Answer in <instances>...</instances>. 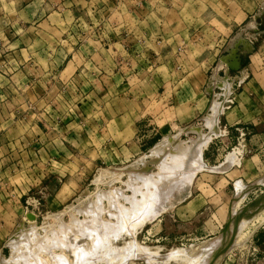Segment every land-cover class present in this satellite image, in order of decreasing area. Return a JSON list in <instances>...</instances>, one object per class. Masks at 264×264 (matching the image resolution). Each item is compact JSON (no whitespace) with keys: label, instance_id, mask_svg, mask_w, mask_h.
<instances>
[{"label":"rangeland","instance_id":"1","mask_svg":"<svg viewBox=\"0 0 264 264\" xmlns=\"http://www.w3.org/2000/svg\"><path fill=\"white\" fill-rule=\"evenodd\" d=\"M147 2L148 9L142 10V15H144L142 17L143 23L138 28V32L143 34L144 31H147L156 36H158L157 33L161 35L163 40L160 45L157 46L155 43H150L151 47L154 52L162 50V65L175 66L174 69L179 71V73L176 74H179V80L181 82L178 83L177 87L182 97L179 99L181 102L177 104L178 121H172L175 115L171 114V110L165 109L166 111L161 113L162 102L165 101L164 98H167L171 91H173L167 86L163 96L164 98L160 96L157 101L150 96V99L153 100L150 104H145L144 106H136V102L133 104L136 112H142V115L153 117L154 122L151 124L148 123L149 127L143 129L148 132L140 133V141L135 143L136 145L134 146H132L134 142L129 141L128 145L130 147L126 145V150L122 149L121 151L113 152V154H105L106 157L102 154L99 159L102 162L96 159L94 154L89 153L85 155L72 154V157L62 159L59 154L56 155L55 153L48 152L45 156L43 152L36 153L32 151V164L27 166L29 157L23 154L22 159L25 163L20 169V177L16 176L13 179L14 171L10 168V165L15 161L10 160L13 156H7L9 154L4 153V165H2L0 169V258L2 257L0 262L4 258L5 261H10L9 257H12L10 254L13 253L11 251L13 247L9 248L6 246L9 243L8 240L13 237L15 230L20 226H22L23 229H28L27 216L31 215L37 229L36 234L39 237L46 235V233L43 232L44 230L45 232H49L48 234H50L51 230H54L51 232L52 234L47 235L44 242H48V239L54 238L55 235V242L54 240H51V242L53 241L55 244L58 238V242L60 243V239L65 235L67 236L64 237L67 239L66 242L64 239H61V241L63 240V242H61L62 245L64 244L62 247L63 250H60L61 247H57L59 243H56L57 251L55 249L56 247H52L54 251L50 250V248L49 250L51 252L49 254L47 252L49 250L45 249L46 252L42 255L41 251L43 248H46V244L44 243L45 246L42 244V250L39 249L40 247L38 248L35 246L38 250V255H34L36 256L35 258H37V256L43 257H38L42 259V262H40L39 259H36V261L42 264H47L48 262V264L51 262L56 263L58 260L56 257H59L63 253L65 257L64 255L60 257L66 260L65 263L69 261L70 263L68 262V264H74L76 256L74 252L76 247L75 244L77 245V249L82 244L80 248L84 253L87 250L86 248H89L88 251H90L91 233L89 232L90 229L94 230L95 228L93 227L97 225V221H94L96 225L93 223L90 224L93 226L88 225L89 228L91 227L90 229L85 228V230H87L86 233L90 235L89 237L83 234L85 233L84 229L81 231L76 226L77 224L71 222L73 219L76 223L79 221L81 222L82 219L86 221L90 219L88 215V219L83 216V214H81V217L75 210L71 209L72 207L77 208V206L83 207L82 205L86 204L87 199L84 197V192H86L88 196L90 195V197L93 196L92 198H94V194L100 192V190L102 193L113 194H115V192L117 193L119 190V192L115 194L117 197L120 195V192L122 193L121 198L119 197L120 199L118 198L116 201L119 206L116 205V202L111 204L108 202L109 204L106 206L107 201H101V207L99 208L102 209L100 210L101 212L103 211L105 213L102 212V214H100V212H98L99 220L102 219L97 228L100 227L101 229L102 224L100 223H105L106 225L111 221L114 223L115 216L118 214L117 219L122 217L120 213H114L115 209V211H118L116 206L123 210L121 213L124 215V211L131 205L133 197L135 196L133 203L135 200L138 201L140 199L138 198L139 196L135 194L142 197V192L147 191L143 190L146 186H144L145 184L143 183L144 180L142 177L145 178L152 175L153 177L151 176V179L159 180V178H162V182H160L161 184L156 188L152 187V189H150V187L148 189L149 193H151L150 191L152 190H155L152 193L157 192V194H155L156 196H152L154 199H152V197L150 199L151 203L149 204L152 205H149L150 207L147 205V208L150 209L147 210V208L144 207L146 205L145 202L149 200L147 197V199L145 198L144 200V205H142V199H140L139 202L136 201L138 204L140 202L142 203L139 204L140 210L137 208L139 213H137L138 210L132 209L134 206L132 203L133 206L127 211H130L132 215H136L135 213H137V217L135 216V218H133L134 215L130 216L131 219L133 218L130 224L133 222L135 224L137 222V224H132L133 229L126 226V228H129V232L125 230V227L122 228V232H120L121 234L119 235L117 232L121 231L120 228L116 231V234L119 235L118 238L117 235H115L116 238L114 236H112L113 238L109 237L110 240L112 238V242L108 240L110 245L109 243L108 245L106 244V251H108L109 247L111 249L115 247V251L117 249L115 253L121 255V257H119L120 259L109 249L108 252L114 253L113 255L116 256L115 258L109 253L112 256V262L107 258L109 254L107 255V252L105 253L102 250L101 254L103 257L99 253V258H97V255H94L96 260H94L92 256L90 259L87 258L92 262L89 261L88 263L87 259H85V262L87 261V264H99V260L102 258V261L108 259L109 264H188L190 261L192 264H197L199 260L204 257V255L201 254L202 252L199 253L203 243L217 238L224 224L221 223V220L226 213V210L223 209L226 206V202L224 203V197L222 199L219 197V192H224L227 198L230 199L227 215L229 210L232 209V203L235 200H237L238 207L244 208L246 204L263 196L264 183L261 185V188H259L260 184L256 185V187H254V185L264 174L250 186L242 184L240 180L231 181L228 177L220 176H222L223 172L226 170L233 168L239 169L241 164L253 155L259 157L258 159L264 168V34H262V36L258 35L264 32V22L257 25L251 24L250 28H247V22L242 23L235 29L228 28V23H226V25H221V20L226 19L225 22H227L230 16L234 18L236 15L234 19L235 23L240 21L242 15L238 9V5L243 6L244 11L250 12V17L259 18L260 16V18L263 19L264 8L258 13H255L254 10H252V6H248L250 3V1L248 3V0H197V2L194 0H147ZM204 5L207 6L205 7ZM228 12L229 14H226ZM139 61L140 60H134L132 63L136 64ZM41 63L44 64V60H42ZM226 77H228L226 87L217 86L216 80L225 79ZM43 79L45 80L46 77ZM41 85L39 90H35V93L40 97L41 94L46 92L48 97L45 100L46 104H32V110L34 111L37 108V111H46L47 115L53 120V125L58 126L63 117L64 105L62 104V95L66 90L55 87V89H51L47 92L43 89V84ZM140 86L143 87L144 84H140ZM141 87L138 88L140 89ZM153 89L154 88L151 90ZM209 89H212V94L209 92ZM134 90H136V88L129 91V93ZM126 91L127 89L122 91L124 96ZM176 96H178V94ZM213 102H216L219 107L214 119L211 120V123H208L206 119H208V116H212L210 107ZM119 107L120 105L116 106L118 110ZM123 107H125V105ZM21 109L24 110L22 105ZM156 114H159V118L156 117ZM35 123V117H32V137L34 133H37L34 128ZM26 124L27 122L22 123L20 126L15 127V129L11 127L7 128V134L12 136L19 135ZM45 124L47 126V123ZM145 124H147L145 121L140 123V125ZM162 125L163 127L158 131L159 134L157 132V134L153 135V132H149L150 127L158 126L157 128H159ZM179 126L180 128L178 130ZM192 126L198 128L201 133L200 140L202 142H200L202 143V147H200L199 150L194 149V152L192 151L193 154L191 153V158L190 156L187 157V159H192V163L189 162L188 164V162H185L186 165L183 166L186 159L183 160V168L181 170L179 168V170H177L178 172L175 171V175H172L169 171L172 175L169 176L170 174L167 173L168 171H161L159 167V162L162 161L160 160L161 158L152 159L151 156L149 157L150 150L166 136H177L178 139L186 144L198 141L199 137L196 134L187 133L186 131L187 128ZM41 127L40 125V129ZM54 143H56V140H54ZM128 147L130 150H128ZM196 152H198V154ZM194 153L197 154V156ZM192 156H195V159L192 158ZM5 157H8V159H5ZM140 158L143 159L144 164L139 163L141 162V160H139ZM166 161L167 160H165V163L168 162ZM170 163L171 162L168 164ZM132 165L135 166L132 167ZM130 168L132 169L129 170ZM28 169H30V171ZM185 169L187 170L186 173L183 171ZM133 172L134 174H132ZM99 173H103L106 177L104 176L100 182L96 183L95 179L100 176ZM178 173L179 175H177ZM185 174L186 176H184ZM139 175H142V179ZM138 176L141 180H136ZM220 178H224L227 184L221 181ZM142 184H144L143 187L141 186ZM134 186L135 190L132 189ZM252 186L254 188L250 190L251 192L249 191L250 194H248V196L246 194L237 199V195L241 190L251 188ZM136 187H138V189L142 187L139 190L141 194L136 193L139 192ZM131 195L134 196L129 198ZM123 196H128V198H124ZM198 196L206 198L205 203L195 210L193 214L187 212V210L184 209L187 203L192 198ZM122 197L125 200H123ZM127 199L132 201L128 202ZM124 201H126V203H123ZM112 204L116 205H113L115 207L113 211L111 210L112 206L111 209L109 206ZM120 205L126 209L121 208ZM219 206H221L220 209ZM141 207L146 208L145 211L143 210L144 208L141 209ZM108 212L110 214H116L114 220L111 218L113 215L110 216ZM145 212L148 213L146 214ZM142 213H144V215ZM139 214H142V218ZM263 217L262 214H259V220L253 219L252 223L249 222L244 226L237 233L236 237H234L231 246L226 251L220 252L221 255H217L218 259L215 256L213 264H264V221L261 220ZM134 219L137 221H134ZM58 220H60L62 224L66 223L63 225L64 227L62 229L61 227L58 228V225L61 224L60 222V224L58 223ZM128 220L129 219H127V222ZM138 220L142 221L140 222L141 224L138 223ZM254 220H256V222ZM117 221L118 220L114 223V226L116 223H119V221ZM45 222L50 228L48 226L43 228L44 224H46ZM112 222L110 225H113ZM53 224L57 226L54 227ZM65 225H68V227H73L75 225L74 227L78 228V230L69 228L74 234H79L81 232L79 237L80 235H85L83 236L84 239H82V236L81 239L77 236L76 238L79 239L77 240L74 237L76 235L70 233L68 229H66L67 231L65 230V228H67ZM104 226L105 225L102 227ZM57 229L61 230L59 232L64 233V235L61 233L63 235H61L62 237L59 236L60 234H56L58 233ZM98 229L96 230L97 234L94 233L95 235L93 234L94 231L91 230L93 243L95 240L94 237L103 236V233L100 235L101 231ZM124 230L127 232V235ZM75 231H77V233H75ZM65 232L68 233L66 234ZM209 232L212 234L214 233L215 236H210L212 238H207V240L205 235ZM231 232L232 230L229 235ZM216 233L218 234L216 235ZM68 235L70 238H68ZM73 237L77 243H72ZM87 237H89L88 240L85 239ZM67 241L71 246L74 244L72 248L74 257L71 250H69L71 248H69L70 246L67 244ZM131 241L130 249L132 251L135 249L132 247L134 242L137 246L134 253L128 250L129 248H126L127 245L124 246ZM51 242H48L49 245L52 244L51 246H54ZM86 242L88 245H86ZM60 244L58 246H60ZM18 245L22 246L24 249V245L21 243ZM135 245L133 246L136 247ZM17 246H15V248H17ZM20 246L19 248L22 249ZM30 246H33V241ZM84 246L85 250L82 249ZM26 247L27 246H25V249ZM65 247L66 249L64 250ZM124 247L127 249V252L123 249L124 251H121L122 254L119 251ZM27 248L32 249L30 250L32 254L29 255V257H31L30 261L28 260V253H26L27 249L23 251L20 249V251L18 249L14 250L13 258L17 255L15 251H19L20 257H24L29 262H25L24 259L23 261L25 263L22 261L20 263L21 259L18 260L19 262L17 261L20 257H16L17 259L15 260L17 264H34V259H32L34 258V246L33 248L29 246ZM80 248L78 250H80ZM77 249H75V251ZM137 249L138 253H136ZM59 252L61 253L60 255L58 254ZM34 253L37 252L35 251ZM51 253H54L53 258ZM124 253H128L126 254L127 256L124 255ZM129 253L133 254V256H130ZM44 254H49L51 257L45 258ZM216 254L217 252L215 255ZM193 256L197 258H193ZM44 258L46 262L48 261L47 263H43ZM54 258L57 259L56 261L54 260L55 262L52 261ZM48 259H51V261ZM121 259L125 260L122 261ZM106 261L107 260L104 261V264ZM10 262H12L11 264L16 263L13 260ZM82 262L85 263L81 261L80 264H82ZM101 264L103 263L101 262Z\"/></svg>","mask_w":264,"mask_h":264},{"label":"crops","instance_id":"2","mask_svg":"<svg viewBox=\"0 0 264 264\" xmlns=\"http://www.w3.org/2000/svg\"><path fill=\"white\" fill-rule=\"evenodd\" d=\"M248 3L255 13L264 8V0ZM238 6L240 21L235 23L236 15L230 16L227 22L221 20V25L228 23V28L235 29L247 22L250 28L251 24L264 22L260 16L250 17V12ZM144 9H148L147 0H0V169L4 153L15 161L10 165L14 179L20 177L25 163L23 154L29 157L27 166L32 164V151L43 152L45 156L48 152L59 154L62 159L89 153L99 160L102 154L106 157L105 154L126 150L128 142L136 145L140 133L148 132L143 129L154 122L153 117L136 112L133 104H150L153 101L150 96L158 101L167 86L173 91L163 97L161 113L171 110L175 115L172 121H178L177 104L182 97L177 87L181 82L176 74L179 71L175 66L162 65V50L152 49L150 43L159 46L161 35L138 32ZM134 60L140 61L134 64ZM41 84L47 92L55 87L66 90L62 95L64 111L59 127L53 125L46 111L32 110V104H46V92L40 97L35 93ZM135 88L138 91L129 93ZM126 89L124 96L122 91ZM32 117L37 131L33 137ZM143 121L147 124L140 125ZM25 122L19 135L7 134V128L15 129ZM157 127H150L149 132L155 135L163 125ZM258 158L253 155L239 169L226 170L220 177L250 186L264 174ZM220 179L227 184L224 178ZM258 184L259 180L254 186ZM253 188H246L241 194L248 196ZM218 195L226 202L221 220L224 223L230 199L222 191ZM205 199L194 197L184 209L193 214ZM232 204L233 214L243 208L238 207L237 200ZM210 236L215 235L211 232L205 235L206 239ZM207 243L210 242L203 244Z\"/></svg>","mask_w":264,"mask_h":264},{"label":"bare ground","instance_id":"3","mask_svg":"<svg viewBox=\"0 0 264 264\" xmlns=\"http://www.w3.org/2000/svg\"><path fill=\"white\" fill-rule=\"evenodd\" d=\"M227 78H228V77H226L225 79H221V80H220V79H217V80H216V81H217V84H218L217 86H219V87H224V88H225L226 85H227ZM212 79H213V78H212ZM211 90H212V89H211ZM211 90L209 89V92L212 94ZM218 107H219V106H218V104H217L216 102H213V103H212V105H211V107H210V109L212 110V116H208V119H206V120L208 121V123H211V120L214 119L215 114H216L217 111H218ZM186 131H187V133H191V134L193 133V134H196V135L199 137V140H198V141H194V142H190V144H186V143L183 142L182 140L178 139L177 136H176V137H175V136H174V137L166 136V137H164L163 139H161V140H160V141H159L154 147H152V149L150 150V155H149V157L151 156L152 159H155V158H161L160 160H162V161L159 162V164H160L159 167H160L161 171H162V170H164V171H168L167 173L170 174V172H171V174L173 175V174L175 173V171L179 170V168H180V170L183 168V167H182V164H183L182 162H183V160L186 159V160L184 161L183 166L186 165L185 162H186V163L188 162V164H189V162L192 161V159H191V160H190V159H187V157L190 156V158H191V153H192V151H193L194 149H195V150H196V149L199 150L200 147H202V143H201L202 141L200 140V138H201V133H200L199 129L196 128V127H193V126H192V127H190V128H187ZM186 131H185V133H186ZM206 135H207V134H206ZM200 141H201V142H200ZM193 152H194V151H193ZM196 153L198 154V152H196ZM192 154H193V153H192ZM194 154H195V153H194ZM197 154H195V155L197 156ZM194 157H195V156H194ZM194 157L192 156V158H194ZM194 159H195V158H194ZM139 160H141V162H139V163H143V159L140 158ZM165 160H167L168 162L166 161L167 163H165ZM187 160H188V161H187ZM158 161H159V159H158ZM193 161H194V160H193ZM136 162H137V161H136ZM169 162H171V163L168 164ZM191 163H192V162H191ZM191 163H190V165H191ZM134 164H135V163H134ZM137 164H138V163H137ZM137 164H136V165H137ZM143 164H144V163H143ZM193 164H194V162H193ZM156 165H157V164H156ZM133 166H135V165H132V167H133ZM186 167H187V166H186ZM190 167H191V166H190ZM135 168H136V167H135ZM135 168H134V169H135ZM187 168H188V167H187ZM187 168H186V169H187ZM131 169H132V168H130L129 170H131ZM186 169L183 170L185 173H186V171H187ZM188 170H189V169H188ZM169 171H170V172H169ZM183 171H182V172H183ZM100 172H102V171H100ZM177 172H178V171H177ZM184 172H183V173H184ZM180 173H181V171H180ZM132 174H134V172H133ZM171 174H170L169 176H172ZM190 174H191V173H190ZM99 175H100V176L97 177V178L95 179V182H96V183L100 182V181L103 179V177L105 176V175H103V173H102V174L99 173ZM129 175H130V174H129ZM136 175H137V174H136ZM145 175H146V174H145ZM153 175H154V174H153ZM155 175H156V174H155ZM174 175H175V174H174ZM177 175H179V173H178ZM131 176H132V175H131ZM139 176H140V175H139ZM139 176L136 177V180H141V179L143 178V180H144L143 183H144L145 185L142 184L141 186H142V187H143V185L146 186V188H143V190H147V191H146V192H142V194H141V192H140L139 190H140L142 187H141L140 189H138V187H136L137 190L139 191V192H136V193L141 194L143 198L140 197V195H137V194H135V193H134V194H135L136 196H139L138 198H140V199L143 200V204L140 202L142 205H144V204L146 203V205H145L144 207L147 208V205L149 206V205H150L149 203H151V202H150L151 197H152V196L154 197V196H156L155 194H157V192L152 193V192L155 191V190H152V191H150L151 193H149V190H148V189H149L150 187H151L150 189H152V187L156 188L159 184H161L160 182H162V178H161V179L159 178V180H153V179H151V178L153 177L152 175H151L152 177L150 176V177H145V178L142 177V175H141L140 178H141V177H142V178L140 179ZM184 176H186V174H185ZM105 177H106V176H105ZM133 177H134V176H133ZM138 178H139V179H138ZM106 179H107V178H106ZM160 180H161V181H160ZM106 181H107V180H106ZM96 183H95V184H96ZM110 183H111V182H110ZM263 183H264V175L259 179V184H260L259 186H261ZM102 184H103V183H102ZM97 185H98V184H97ZM263 185H264V184H263ZM240 186H241V185H240ZM131 187H132V186H131ZM134 188H135V186H134L132 189L135 190ZM239 188H240V187H239ZM157 189H158V188H157ZM157 189H156V190H157ZM241 189H242V188H241ZM133 190H132V193H133ZM243 190H245V189H243ZM243 190H242L241 192L238 193V195H237V199H238V198H241V197L243 196V195L241 194V193L243 192ZM115 191H117V190H115ZM118 192H119V190L117 191V193H118ZM134 192H135V191H134ZM117 193L115 192V194H117ZM95 194H96V195H95ZM95 194H94L95 197L92 198L93 196L90 197V195L88 196V194H87L86 192H84V197H86V199H87V200H86V204L84 205V204L82 203L83 205H82V204H81V205H82L83 207H78V206H77V208H73V207L71 208V209L75 210V212H76L78 215L81 216V214H83V216H85L86 218H87V215H88V217L90 218V219L87 220V221L82 219V221H81V222L79 221L78 223L74 222V221H75L74 219H73V221H71L73 224H77L76 226H77L81 231H83L82 229H84V232H85V233H83V232H82V233H83V234H86V235L89 236V237H90V235H91V237H92V231H94L93 234H94V233L97 234V231H96V230H97L98 228L100 229V227L97 228V226L99 225V222H101V219H102V218L100 217L101 219L99 220V215H98V212H100V214H102V212H103V211L101 212L100 210H102V209L99 208V207H101V206H100V205H101V201H102V200H104L105 202L107 201V202H106V206H108L109 203H110V204H111V203H115L119 197L121 198V195H122V193L120 192V193H119L120 195H118V197H117V196H116L115 194H113V193H105V192L102 193L101 190H100V192L95 193ZM82 195H83V194H82ZM132 196H134V195H131L129 198H132ZM123 197H124V196H123ZM123 197H122V199H123ZM125 197H126V196H125ZM125 197H124V198H125ZM134 197H135V196H134ZM134 197H133V199H132L133 201H134ZM146 197L149 198V200H147V202L144 203V200H145ZM153 197H152V199H154ZM120 198H119V199H120ZM126 198H128V196H127ZM147 198H146V199H147ZM140 199H139V200H140ZM123 200H125V199H123ZM127 200H128V202H131V201H132V200L129 201V199H127ZM127 200H126V201H127ZM139 200H138V201L135 200L134 203H133V201H132V203L134 204V206H133L132 203H131L130 206L128 205L129 208H131V207L133 206L132 209H136V210H138L137 208H139V210H140V205H139L140 203H139V204L137 203V202H139ZM119 201H120V200H119ZM126 201H124L123 203H126ZM136 201H137V202H136ZM151 201H152V200H151ZM259 201L262 202V200H259ZM83 202H84V201H83ZM108 202H109V203H108ZM128 202H127V203H128ZM116 203H117V202H116ZM262 203H263V202H262ZM262 203H261V204H262ZM128 204H129V203H128ZM113 205H115V204L109 205V206H110V209H111V206H112V209H111L112 211H113V209H115V207H114ZM116 205H118V203H117ZM116 205H115V206H116ZM151 205H152V204H151ZM151 205H150V206H151ZM118 206H119V205H118ZM150 206H149V207H150ZM102 207H103V206H102ZM120 207L123 208V209H126V208L122 207L121 205H120ZM144 207H141V209H143ZM108 208H109V207H108ZM116 208L118 209V211H115V210H116V209H115V210H114V213L118 212V213L121 214L120 216H122V217H119V218L117 219V217H118L119 214L116 215V214H110L109 212H108V213L110 214V216L113 215V216L111 217L113 220H114V216L116 215V216H115V217H116V218H115V222H116V220H118L119 223H116L115 226H114V223H115V222L113 223L112 221H111V222L113 223V225H112V224L110 225L111 222H109V224L106 222L107 225H106L105 223H100V224H102V226L105 225L104 227H102V226L100 225V226H101V229H100L101 234L98 233V234H100V235H102V233H103V236H100V237H99V236L94 237V239H95V240H94V243L92 242V241H93V240H92L93 237H92V238L90 237L91 242H92V243L90 242L91 247H90V245H89V247H90V251H88L89 248H86L87 250H86V252L84 253V252L81 250V248H80L81 245H82V244H81V245L78 247V249L80 248V250L82 251V252H81L80 250H78V249L76 248L77 245L75 244V246H76L75 249H77V250L75 251V249H74V252H75V255H76V256H75V261H74L75 263L73 262L74 264H80L81 261H84V262H85V259H87V258L90 259V257L92 258V256H93V258H94V255H97V258H99V257H98V254H99V253L101 254V250L104 251L105 253L107 252V253H106L107 255H108L109 253L112 254L111 252H108L109 249H110L111 251H113L114 253L117 251V249H116V251H115V247H114V248L112 247V249L109 247L108 251H106V249H107L106 244L108 245V243H109L108 240H109L110 242H112V238H113L112 236L115 237V235H117V238H118V236L121 234L120 232H122V228H124V227H125V230H126V231H127L129 228H132V229H133V225H132V224L136 225L137 222H136V224H135L134 222H133L132 224H130V223L133 221V218H135V216L137 215V213H139V210H138V212L136 211L137 213H135L134 210H133V212L136 214V215L133 214V215H134V216H133L132 214H130V211H127L129 208H128L127 210L124 211V215H122L123 213H121V211H123L122 209H120V208L117 207V206H116ZM146 208H144L143 210L145 211ZM68 209H70V208H68ZM119 209H120V212H119ZM148 209H150V208H147V210H148ZM244 209H245V211H246L247 213H251V214H252V213L255 211V209H256V205H252V204H251V205H249V206H247V207H244L242 210H244ZM263 209H264V204H263V205H262V206L256 211L258 214L256 213L257 216H256L255 218H254V216H255L256 214L253 215L252 217H248V218H243V217H242V218H240V222H241V223L239 224V222H238L236 232H235V230H234V232H235L234 237H236L237 233H238V232H239L244 226H246L249 222L252 223L253 221H251V220H252L253 218L256 219V220H257V219L259 220V219H260V218H259V214H262V216H264V210H263ZM147 210H146V211H147ZM242 210H241V211H242ZM262 210H263V211H262ZM70 211H71V210H70ZM131 211H132V210H131ZM144 211H143V212H144ZM260 211H261V212H260ZM72 212H73V211H72ZM141 212H142V211H141ZM259 212H260V213H259ZM103 213H104V212H103ZM145 213L147 214L148 212H145ZM229 213H230L232 216L236 217V216L240 213V211H239V212H235V213L233 214V212L230 210ZM68 214H69V212H68ZM74 214H75V213H74ZM77 214H76V215H77ZM104 214H105V213H104ZM142 214L144 215V213H142ZM142 214H139V216H140L141 218H142V216H141ZM146 214H145V215H146ZM101 216H102V215H101ZM108 216H109V215H108ZM130 216H133V218L131 219ZM81 217H82V216H81ZM136 217H137V216H136ZM140 217H139V218H140ZM69 218H70V216H69ZM73 218H74V216H73ZM139 218H138V219H139ZM141 218H140V220H141ZM70 219H71V218H70ZM76 219H77V218H76ZM87 219H88V218H87ZM109 219H110V217H109ZM112 219H111V220H112ZM127 219H129L128 222H127ZM130 219H131V220H130ZM250 219H251V220H250ZM56 220H57V219H56ZM60 220H61V216H60ZM60 220H58V223L60 222ZM77 220H78V219H77ZM249 220H250V221H249ZM256 220H254V221L256 222ZM261 220L264 221V217H263V219H261ZM27 221H28V225H29V226H28V229H23L22 226H20L19 228H17V230H15V234L13 235V237L11 236L12 238H11V239L9 238V239H10V240H8L9 243H8L6 246H8L9 248H10V247H13V248H11V251H12L13 253H14V250H15V249H18V250L20 249V248H19L20 245H18V244H20V243H21L22 245H24V249H25V246H27V247L29 246V247H32V248H33V246H34V248H35L36 250L33 248V250H34V251H33V256H34L35 254L38 255L37 247H38V248L40 247L39 249L42 250V247H43L42 244L44 245V243L46 244V246L44 245L46 248H43L42 251L40 250L41 253H42V255H43L44 252H46L45 249H46V250H49V249L51 248L50 250H53V248L56 247V243H59V242H58V241H59L58 238L56 239V243H55V244H54V242H55L54 239L56 238V236H55L54 234H53V235H54V238L52 237L51 239H50V238L48 239V240H49L48 242H51V240H54V242H53V241L51 242V243H53L54 246H51L52 244L49 245L48 242H44V241H45L44 239L47 238V235L52 234L51 232H53L54 230H51L50 234H48L49 232H47V231L45 232V230H44L43 232L46 233V235H45V236L43 235V236L39 237V236L36 234V230H37V229H36V226L34 225V220H33V218H32L31 215H28V216H27ZM83 221H84V222H83ZM94 221H95V222H96V221L98 222V223L96 222L97 225L94 223ZM107 221H108V220H107ZM118 221H117V222H118ZM134 221H137V220L134 219ZM138 221H139V220H138ZM143 221H144V219H143ZM247 221H248V223H246L245 225H242V226H241V224H243V223H245V222H247ZM140 222H142V221H139L138 223H140ZM261 222H262V221H261ZM45 223H46V222H45ZM55 223L57 224L56 221H55ZM55 223H54V224H55ZM60 223H61V222H60ZM60 223H59V224H60ZM63 223H64V222H63ZM68 223H70V222H68ZM68 223H67V224H68ZM93 223H94V225H96L95 227H93V228H95L94 230L90 229L91 227H90V228L88 227V225H89V226H93V225H90V224H93ZM236 223H237V221L234 222L233 226L231 225V227H230V231L234 228V226L236 225ZM262 223H263V222H262ZM54 224H53V226H54ZM64 224H66V223H64ZM64 224L61 223L60 225H58V228L61 227V229H62V228L64 227V226H63ZM140 224H141V223H140ZM47 226H48V225H47V223H46V224H44L43 228H45V227H47ZM51 226H52V225H51ZM56 226H57V225H56ZM56 226H54V227H56ZM65 226H67V228H65V230L68 229V231H70V233H72V234H74V233H73V231H72L70 228H72L73 230H75V229L78 230V228L74 227L75 225H74V226L71 225V226H73V227H70V226H69L70 228L68 227V225H65ZM126 226H129V228H126ZM131 226H132V227H131ZM240 226H241V227H240ZM48 227H49V226H48ZM54 227H51V228H54ZM49 228H50V227H49ZM85 228L90 229V232H89V233H91L90 235H89V233H88V234L86 233L87 230H85ZM120 228H121V231L117 232V233H119V235H118V234H116V231H118ZM134 228H135V227H134ZM41 229H42V228H41ZM47 229H48V228H47ZM99 229H98V230H99ZM132 229H131V230H132ZM42 230H43V229H42ZM42 230H41V231H42ZM57 230H58V229H57ZM91 230H92V231H91ZM125 230H124V231H125ZM48 231H49V230H48ZM59 231H61V230H58V231H57L58 233H56V234H60L59 236H61V235H62L61 233H63V232H59ZM66 231H67V230H66ZM100 231H99V232H100ZM124 231H123V233H124V235H125V232H126V231H125V232H124ZM129 231H130V230H128L127 232H129ZM230 231H229V233H230ZM55 232H56V230H55ZM127 232H126V235H127ZM234 232H233V233H234ZM65 233H66V232H65ZM67 233H68V232H67ZM67 233H66V234H67ZM70 233H69V235H70ZM75 233H77V231H75ZM229 233H227V238L231 236V234L229 235ZM79 234H81V232H80ZM79 234H74V235H76V236H74V237H75V238H76L77 236L79 237ZM53 235H52V236H53ZM63 235H64V233H63ZM63 235H62V236H63ZM69 235H68V238H70ZM94 235H95V234H94ZM94 235H93V236H94ZM130 235H131V234H130ZM35 236H36V237H35ZM37 236H38V237H37ZM62 236H61V237H62ZM70 236H71V235H70ZM72 236H73V235H72ZM81 236H82V235H80V237H79L80 239H81ZM83 236H85V235H83ZM83 236H82V239H84ZM49 237H51V236H49ZM57 237H58V236H57ZM64 237H67V236L65 235ZM64 237L61 238V239H64L65 242H66L67 239H65ZM74 237H73V238H74ZM89 237H87V238H85V239L88 240ZM109 237H112L111 240H110ZM237 237H238V236H237ZM59 238H60V237H59ZM73 238H72V239H73ZM75 238L73 239V242H72V243H77V241H75ZM115 238H116V237H115ZM115 238H114V239H115ZM238 238H239V237H238ZM61 239H60V243L63 242V240L61 241ZM76 239L79 240L78 238H76ZM31 240L33 241V246H30V245H31V242H32ZM46 241H47V240H46ZM68 241H69V240H68ZM68 241H67V244H68L70 247H69V246H67V247L71 248V249H69V248H68V249L71 250V253H72V250H73L72 248L74 247V246H73L74 244L71 246V245L69 244ZM89 241H90V240H89ZM113 241H115V240H113ZM28 242L30 243V245H29ZM65 242H64V243H65ZM133 242H134V241H133ZM209 242H210V243L203 244L202 247L200 248L199 253L202 252L201 254H203L204 257H203L201 260H199V263H197V264H209V263L215 258V253H216L217 250H219L220 247H221V244H222V237H221V235H219V237H217L216 239L211 240V241H209ZM60 243H59V244H60ZM128 243H129V245H128ZM128 243L125 244L124 246L127 245L126 248H127V249L129 248L128 250H131V249H130V248H131L130 243H132V241H131V242H128ZM47 244H48L49 246H51V247H49ZM59 244H57V247H59V248L61 247L60 250H63L62 247L64 246V244L62 245V243H61L60 246H58ZM17 245H18V246H17ZM86 245H88L87 242H86ZM92 245H93V248H92ZM109 245H110V243H109ZM133 245H135V242H134V244H132V247L136 249L137 246L135 245L136 247H134ZM15 246H17V248H15ZM35 246H37V247H35ZM129 246H130V247H129ZM20 247L22 248V246H20ZM27 247H26V249H27L28 251H27L26 249H25V250H26V253H28V254H27V256H28V260L30 261V260H31V257H29V255L32 254V253L30 252V250H32V249H28ZM48 247H49V248H48ZM52 247H53V248H52ZM57 247L55 248L56 251H57ZM91 248H92V250H91ZM117 248H118V247H117ZM126 248L124 247V248H121V250H120V249H118V250H120V251H119L120 253H122L121 251H124V250H126V252H127V249H126ZM24 249L22 248V249H20V250L23 251ZM65 249H66V247L64 248V250H65ZM82 249L85 250V246L82 247ZM113 249H114V250H113ZM123 249H124V250H123ZM135 249H134V250H135ZM20 250H19V251H20ZM50 250L47 251L49 254H50V252H51ZM134 250H133V251L131 250V251L134 253V252H135ZM19 251H17V252L15 251V253H17V255H16L14 258H13L14 254H13V253L10 254V255H12V257L10 256L9 259H10V261L13 260L14 262H16V263H14V264H17V261H18L19 259H21V260H20V263H21V261H22V262H24V261L26 262V261H27V259H25L24 257H23V258L20 257V254H19L20 252H19ZM35 251H36L37 253H34ZM53 251H54V250H53ZM53 251H52V252H53ZM131 251H130V252H131ZM136 251H137L136 253H138V249H137ZM29 252H30V253H29ZM60 252H61V251H60ZM60 252L58 253L59 255L61 254ZM62 252H63V251H62ZM74 252H73V253H74ZM87 252H88V253H87ZM104 252H103V253H104ZM119 252H118V253H119ZM26 253H22V254H26ZM73 253H72V254H73ZM105 253H104V254H105ZM114 253H113V254H114ZM197 253H198V252H197ZM39 254H40V253H39ZM49 254H44L45 258H46V257H51V255L49 256ZM51 254H52V253H51ZM53 254H54V253H53ZM53 254H52V258L54 257ZM104 254H103V255H104ZM110 254H109V255H110ZM113 254H112V255H113ZM122 254H123V253H122ZM126 254H128V253H126ZM126 254L124 253V255H126ZM129 254H130V253H129ZM195 254H196V253H195ZM46 255H47V256H46ZM56 255H57V254H56ZM56 255H55V257H56ZM59 255H58V256H59ZM63 255H64V254L62 253L60 256H63ZM107 255H106V256H107ZM109 255H108L107 258H109V260H111L112 256L110 255V256H111V257H110ZM115 255L118 256V258L121 257V255L119 254V255H120V256H119V255H117V253H115ZM131 255L133 256V254H130V256H131ZM219 255H221V254H219ZM22 256H23V255H22ZM27 256H26V258H27ZM31 256H32V255H31ZM33 256H32V257H33ZM40 256H41V255H40ZM60 256H59V257H56L58 260H57L56 258H54V259L52 260V261H54V260L56 261V260H57L56 263H52V262H51V263H52V264H66V263L68 264L69 261H67V262L65 263L66 260H63V259H62L63 257L61 258ZM99 256H100V255H99ZM101 256H102V254H101ZM106 256H105V257H106ZM113 256H114V255H113ZM116 256H114V257L116 258ZM122 256H123V255H122ZM126 256H127V255H126ZM16 257H20V258L17 259ZM35 257H36V256H34V258H32V259H34V260H33V261H34V264H42V263H40V262H42V261H41L42 259H39V258H43V257H39V256H37V258H35ZM38 257H39V258H38ZM64 257H65V255H64ZM73 257H74V254H73ZM95 257H96V256H95ZM102 257H103V256H102ZM105 257H104V258H105ZM114 257H113V258H114ZM195 257H196V256H195ZM195 257L193 256V258H195ZM1 258H2V257H1ZM1 258H0V259H1ZM11 258H12V259H11ZM29 258H30V259H29ZM45 258H44V260H45ZM100 258H101V257H100ZM118 258H117V259H118ZM122 258H123V257H122ZM124 258H125V256H124ZM155 258H157V257H155ZM189 258H190V257H189ZM189 258H188V259H189ZM196 258H197V257H196ZM15 259H17V261H16ZM24 259H25V260H24ZM36 259H39L40 262L38 261V262H39V263H38V262L36 261ZM59 259H60V260H59ZM66 259H67V258H66ZM119 259H120V258H119ZM125 259H126V258H125ZM125 259H123V260H125ZM217 259H218V257H217ZM217 259H216V260H217ZM219 259H220V258H219ZM23 260H24V261H23ZM44 260H43V263H47V262H48V261L46 262V260H45V261H44ZM48 260H49V259H48ZM87 260H88V259H87ZM94 260H96V259L94 258ZM100 260H101V261H100ZM100 260H99V262H100L99 264H101V262L104 264V261H105V260L108 261V259H105L104 261H102V260H103L102 258H101ZM112 260H113V259H112ZM112 260H111L110 262H112ZM121 260H122V259H121ZM123 260H122V261H123ZM10 261H5V258H4V259L1 260L0 264H9V263L11 264L12 262H10ZM49 261H51V259H50ZM55 261H54V262H55ZM89 261H90V260H88V263H89ZM97 261H98V259H97ZM107 261H106V262H107ZM119 261H120V260H119ZM119 261H118V262H119ZM163 261H164V260H163ZM217 261H218V260H217ZM18 262H19V261H18ZM25 262H24V263H25ZM27 262H28V261H27ZM90 262H92V261H90ZM106 262H105V264H106ZM24 263H22V264H24ZM28 263H29V262H28ZM28 263H27V264H28ZM48 263H49V262H48ZM48 263H47V264H48ZM51 263H50V264H51ZM69 263H70V262H69ZM85 263L87 264V261H86ZM85 263L82 262V264H85ZM193 263H194V262H193ZM18 264H19V263H18ZM91 264H92V263H91ZM107 264H109V261H108ZM188 264H192L191 261H190Z\"/></svg>","mask_w":264,"mask_h":264},{"label":"water","instance_id":"4","mask_svg":"<svg viewBox=\"0 0 264 264\" xmlns=\"http://www.w3.org/2000/svg\"><path fill=\"white\" fill-rule=\"evenodd\" d=\"M254 187H256V186H254ZM259 188H261V186ZM259 200H262L263 203L260 202ZM251 204L256 205V209L252 214L247 213L245 211V209L240 211V213L236 217H234L230 213H228L227 218H226V220L223 224V227L221 228V231H220V235L222 237V244H221L220 249L217 251V254L215 255L216 257H217V255L220 254V252L226 251L231 246L233 239H234V234L237 230V224H238V222H239V224L241 223L240 218L252 217L253 215H255L257 213L256 211L264 204V194H263V196L259 197L258 199L246 204L245 207H247ZM236 221H237V223L234 226V228L232 229L231 236L227 238V233H229L231 225L233 226L234 222H236ZM234 230H235V232H234ZM213 263H214V260L211 261V263H209V264H213Z\"/></svg>","mask_w":264,"mask_h":264}]
</instances>
